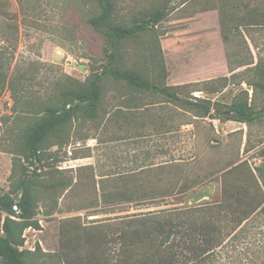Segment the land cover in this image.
I'll list each match as a JSON object with an SVG mask.
<instances>
[{
  "label": "rangeland",
  "instance_id": "374dc122",
  "mask_svg": "<svg viewBox=\"0 0 264 264\" xmlns=\"http://www.w3.org/2000/svg\"><path fill=\"white\" fill-rule=\"evenodd\" d=\"M114 2L96 29L97 0H0V196L16 194L31 128L65 93L89 88L108 64L106 49L122 70L185 102L104 74L97 116L79 113L43 144L31 175L30 220L40 228L22 231L26 219L12 215L6 225L3 216L1 233L23 241L25 264H147L145 236L161 240L168 219L189 221L181 218L189 209L216 204L194 216L222 227L218 264H264L260 209L230 235L232 210L262 200L252 173L261 180L264 119H227L234 101L264 108V0H169L161 22L109 47L108 29L131 27L166 3ZM236 165L226 183L244 199L220 206L223 172Z\"/></svg>",
  "mask_w": 264,
  "mask_h": 264
},
{
  "label": "trees",
  "instance_id": "16d2710c",
  "mask_svg": "<svg viewBox=\"0 0 264 264\" xmlns=\"http://www.w3.org/2000/svg\"><path fill=\"white\" fill-rule=\"evenodd\" d=\"M165 0V4L150 13L147 17L143 18L140 22L135 23L131 27L114 26L105 32L108 39L109 47H115L116 41H122L136 37L140 32L148 29L152 25H156L161 22L168 14L169 10L168 2ZM100 7V13L91 19V24L96 28L100 27L107 22L113 16L115 11L114 0H97ZM108 64L103 67L101 73H98L90 78V85L87 90L84 91H69L64 94V99L59 105L49 107L42 118L37 121L31 128L27 140L25 158L26 162L22 170V176L19 180L18 188L14 196L9 194L0 196V221L2 217H6V225L13 219L12 215L20 216L24 219L22 225V231L28 227L40 228L39 220H30L33 214V201L31 196L32 179L31 175H37L39 167L38 161L42 158V147L45 140L57 133L62 127L66 126L71 120H73L79 113H82L86 118H95L98 113V107L101 102V85L100 80L104 74L110 75L112 78L125 81L130 87L141 90H153L155 92L168 94L172 98L179 101L185 100L178 96L176 92L170 91L167 88L160 87L150 80L145 78L140 73L131 70H122L116 62L118 54L116 52H108ZM264 85V72L262 83ZM187 102V101H186ZM208 101H203L204 106ZM189 104L198 107L197 103L188 102ZM207 112L211 111V106L206 107ZM227 119L240 121V122H252L256 120L264 119V108L255 109L247 101H234L227 110ZM260 153H264V148ZM29 165L36 166L31 169ZM238 165L231 167L223 172V200L218 203L220 206L232 205L242 203L244 199L242 196V190L236 189L234 196H230L228 191V184L226 179ZM260 178L252 173V184L255 190L262 196V200L257 206L250 209L249 205L244 206L241 209H233L232 211L237 215V221L235 229L230 235L235 236V232L241 227V225L249 218V214L260 209L264 213V171L260 170ZM18 205L20 212L17 213L14 209V205ZM216 204L202 205L198 208H191L186 217L182 219H189V221H179L174 223L172 219H168L163 224V227L159 229L161 234V240H157L155 234L145 236L140 241H144V249L147 252V264H217L220 261V257L216 256V249L223 245L226 240L223 238L222 227L216 222L211 220H202L194 216L195 213H199L203 210H210ZM183 211V210H182ZM247 211V212H246ZM246 212V213H245ZM245 214H248L244 216ZM173 215V214H171ZM161 224V223H160ZM176 230V231H175ZM23 241H12L9 237L4 236L0 229V259L5 264H25L24 251L20 249ZM139 243V244H140ZM136 249L139 247L137 242L132 243ZM247 252V259L251 263V257ZM244 264H246L244 262Z\"/></svg>",
  "mask_w": 264,
  "mask_h": 264
},
{
  "label": "built area",
  "instance_id": "2783aa9c",
  "mask_svg": "<svg viewBox=\"0 0 264 264\" xmlns=\"http://www.w3.org/2000/svg\"><path fill=\"white\" fill-rule=\"evenodd\" d=\"M30 168H31V169H34V166H31ZM14 209L16 210L17 213L20 212V208H19V206H18L17 204L14 205Z\"/></svg>",
  "mask_w": 264,
  "mask_h": 264
}]
</instances>
